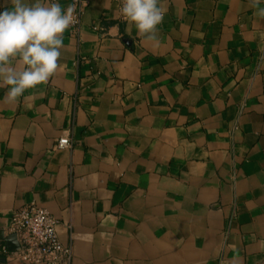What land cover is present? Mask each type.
<instances>
[{"label": "crops", "instance_id": "1", "mask_svg": "<svg viewBox=\"0 0 264 264\" xmlns=\"http://www.w3.org/2000/svg\"><path fill=\"white\" fill-rule=\"evenodd\" d=\"M159 5L155 43L87 0L46 84L0 86V233L34 202L71 264H264V0Z\"/></svg>", "mask_w": 264, "mask_h": 264}, {"label": "clouds", "instance_id": "2", "mask_svg": "<svg viewBox=\"0 0 264 264\" xmlns=\"http://www.w3.org/2000/svg\"><path fill=\"white\" fill-rule=\"evenodd\" d=\"M119 12L140 36L159 43L166 14L159 0H121ZM257 14L264 16V8ZM76 22L75 4L65 7L60 0H9L0 9V86L8 102L50 80L60 65L64 34Z\"/></svg>", "mask_w": 264, "mask_h": 264}, {"label": "built area", "instance_id": "3", "mask_svg": "<svg viewBox=\"0 0 264 264\" xmlns=\"http://www.w3.org/2000/svg\"><path fill=\"white\" fill-rule=\"evenodd\" d=\"M69 1L76 6L77 22L74 26L78 27L87 0ZM69 145V139L61 137L55 147L62 148ZM56 227V217L34 202L15 209L10 217L8 230L16 234L19 249L8 251L3 246L7 261L17 264H71L72 245L60 241Z\"/></svg>", "mask_w": 264, "mask_h": 264}, {"label": "water", "instance_id": "4", "mask_svg": "<svg viewBox=\"0 0 264 264\" xmlns=\"http://www.w3.org/2000/svg\"><path fill=\"white\" fill-rule=\"evenodd\" d=\"M0 238L4 241L7 242V244L9 245L8 249L9 250H17L19 249V245L17 242V236L14 233L8 234L6 236L3 235V233H0Z\"/></svg>", "mask_w": 264, "mask_h": 264}]
</instances>
